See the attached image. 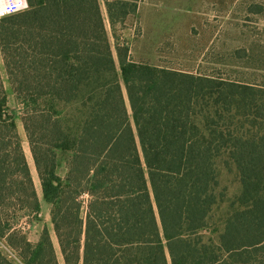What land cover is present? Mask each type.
Listing matches in <instances>:
<instances>
[{
	"label": "trees",
	"instance_id": "trees-1",
	"mask_svg": "<svg viewBox=\"0 0 264 264\" xmlns=\"http://www.w3.org/2000/svg\"><path fill=\"white\" fill-rule=\"evenodd\" d=\"M140 1L105 0L114 30ZM0 50L65 264H264V82L138 63L121 42L118 68L100 0H28L0 18ZM40 210L0 72V241L60 264L48 228L17 227ZM0 264L17 263L0 247Z\"/></svg>",
	"mask_w": 264,
	"mask_h": 264
},
{
	"label": "rangeland",
	"instance_id": "rangeland-1",
	"mask_svg": "<svg viewBox=\"0 0 264 264\" xmlns=\"http://www.w3.org/2000/svg\"><path fill=\"white\" fill-rule=\"evenodd\" d=\"M100 1L118 68L116 46L121 42L129 45L131 58L138 63L264 82V0H141L137 12L116 30L110 24L105 0ZM0 72L41 202L38 214L19 211L17 227L34 243L42 240L48 228L59 262L65 264L52 221V205L44 197L24 128V108L9 79L1 50ZM75 106H66L64 110H73ZM66 160V155L61 154L58 173L62 177L67 174ZM220 165L224 167L223 160ZM241 189L237 171L222 168L220 191L226 200L234 199ZM229 206L230 202L225 201L216 208L211 218L213 226L221 222ZM1 242L7 246L6 240ZM2 250L6 249L2 246ZM13 253L12 260L23 264Z\"/></svg>",
	"mask_w": 264,
	"mask_h": 264
},
{
	"label": "built area",
	"instance_id": "built-area-1",
	"mask_svg": "<svg viewBox=\"0 0 264 264\" xmlns=\"http://www.w3.org/2000/svg\"><path fill=\"white\" fill-rule=\"evenodd\" d=\"M26 3L28 5V0H26ZM6 6L15 7L18 10L9 12V13L5 14L3 17L8 16V15H12V14H15V13H18V12H21V11L25 10L23 8V0H4V3L2 4V6H0V8L6 7ZM1 244H0V247L2 248V246H3L6 249L5 251L9 254L10 258H12L15 255L12 252V250H10L9 247H7L2 242H1Z\"/></svg>",
	"mask_w": 264,
	"mask_h": 264
},
{
	"label": "clouds",
	"instance_id": "clouds-1",
	"mask_svg": "<svg viewBox=\"0 0 264 264\" xmlns=\"http://www.w3.org/2000/svg\"><path fill=\"white\" fill-rule=\"evenodd\" d=\"M23 8L24 9L28 8L26 0H23ZM16 10H18V9H16L15 7H9V6L0 8V18H2L5 14L12 12V11H16Z\"/></svg>",
	"mask_w": 264,
	"mask_h": 264
},
{
	"label": "bare ground",
	"instance_id": "bare-ground-1",
	"mask_svg": "<svg viewBox=\"0 0 264 264\" xmlns=\"http://www.w3.org/2000/svg\"><path fill=\"white\" fill-rule=\"evenodd\" d=\"M3 3H4V0H0V6H2Z\"/></svg>",
	"mask_w": 264,
	"mask_h": 264
},
{
	"label": "crops",
	"instance_id": "crops-1",
	"mask_svg": "<svg viewBox=\"0 0 264 264\" xmlns=\"http://www.w3.org/2000/svg\"><path fill=\"white\" fill-rule=\"evenodd\" d=\"M58 239V238H57ZM30 240V239H29ZM31 241V240H30ZM59 242V241H58ZM34 243V242H33ZM55 245V244H54Z\"/></svg>",
	"mask_w": 264,
	"mask_h": 264
}]
</instances>
